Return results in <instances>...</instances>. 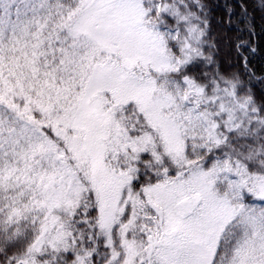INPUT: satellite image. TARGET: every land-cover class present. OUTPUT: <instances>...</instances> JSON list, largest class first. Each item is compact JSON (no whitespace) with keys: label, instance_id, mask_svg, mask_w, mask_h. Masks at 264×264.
I'll list each match as a JSON object with an SVG mask.
<instances>
[{"label":"snow or ice","instance_id":"6c2138e0","mask_svg":"<svg viewBox=\"0 0 264 264\" xmlns=\"http://www.w3.org/2000/svg\"><path fill=\"white\" fill-rule=\"evenodd\" d=\"M226 13L0 0V264H264V74L220 60Z\"/></svg>","mask_w":264,"mask_h":264},{"label":"trees","instance_id":"16d2710c","mask_svg":"<svg viewBox=\"0 0 264 264\" xmlns=\"http://www.w3.org/2000/svg\"><path fill=\"white\" fill-rule=\"evenodd\" d=\"M216 19L226 18V9L232 11V24L214 25L215 32L220 39V60L227 67L233 65V70L243 72L235 56L234 43L238 38L249 41L256 47L257 52L249 57L250 69L257 75L264 74V2L262 0H208ZM241 4L247 10H242ZM254 30V35L249 32ZM239 29V30H238Z\"/></svg>","mask_w":264,"mask_h":264}]
</instances>
